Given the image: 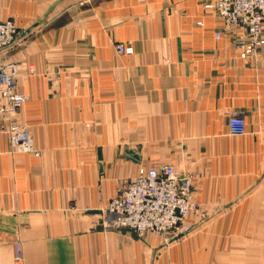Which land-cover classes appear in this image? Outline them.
<instances>
[{"label":"crops","instance_id":"0c3cea01","mask_svg":"<svg viewBox=\"0 0 264 264\" xmlns=\"http://www.w3.org/2000/svg\"><path fill=\"white\" fill-rule=\"evenodd\" d=\"M215 1L0 0L40 151L13 152L0 117V264H264V45L240 57ZM165 165L192 178V230L105 227L118 189Z\"/></svg>","mask_w":264,"mask_h":264},{"label":"built area","instance_id":"2783aa9c","mask_svg":"<svg viewBox=\"0 0 264 264\" xmlns=\"http://www.w3.org/2000/svg\"><path fill=\"white\" fill-rule=\"evenodd\" d=\"M214 10L222 19L224 28L239 31L236 43L240 57L255 56L264 45V0H216L205 6ZM19 30L12 19L0 22V51L11 48L17 41ZM217 31L216 36L221 37ZM117 51L133 53L129 45L119 43ZM18 65L4 63L0 59L1 94L6 104L0 105V117L8 124L1 130L7 133L11 149L17 153L39 155L30 126L20 123L17 115L27 101V96L16 90ZM246 119L238 111H232L229 129L233 135H244ZM197 209L191 176L180 173L173 165L140 167L137 174L118 189V194L106 209L104 226L126 229L139 236L148 233L166 238H178L192 230L188 222L192 210ZM22 258V250L16 245V259Z\"/></svg>","mask_w":264,"mask_h":264},{"label":"water","instance_id":"95a60500","mask_svg":"<svg viewBox=\"0 0 264 264\" xmlns=\"http://www.w3.org/2000/svg\"><path fill=\"white\" fill-rule=\"evenodd\" d=\"M28 32L29 31H22L21 35L23 36V35L27 34Z\"/></svg>","mask_w":264,"mask_h":264},{"label":"rangeland","instance_id":"374dc122","mask_svg":"<svg viewBox=\"0 0 264 264\" xmlns=\"http://www.w3.org/2000/svg\"><path fill=\"white\" fill-rule=\"evenodd\" d=\"M124 44V43H123Z\"/></svg>","mask_w":264,"mask_h":264}]
</instances>
